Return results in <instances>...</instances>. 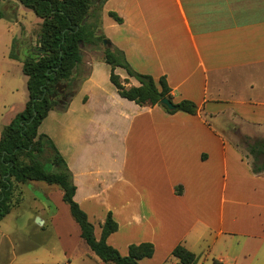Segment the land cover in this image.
Segmentation results:
<instances>
[{"label": "crops", "instance_id": "obj_1", "mask_svg": "<svg viewBox=\"0 0 264 264\" xmlns=\"http://www.w3.org/2000/svg\"><path fill=\"white\" fill-rule=\"evenodd\" d=\"M102 31L137 72L165 76L173 101L191 100L198 113L121 97L103 60L91 63L66 111L49 112L38 131L66 160L95 237L111 212L118 230L107 242L121 255L131 244L154 245L140 264H177L178 244L197 264H264V173L252 172L237 137L217 129L229 112L264 129V0H108ZM115 72L126 87L140 85L123 68ZM28 99L8 107L2 130ZM49 219L68 239L64 257L87 244L76 222L69 233ZM13 237L1 232L0 246ZM91 252L85 249L84 264H105Z\"/></svg>", "mask_w": 264, "mask_h": 264}, {"label": "trees", "instance_id": "obj_2", "mask_svg": "<svg viewBox=\"0 0 264 264\" xmlns=\"http://www.w3.org/2000/svg\"><path fill=\"white\" fill-rule=\"evenodd\" d=\"M42 19L37 45L21 59L22 71L28 77L29 99L25 108L7 124L0 136V221L15 206L14 195L19 184L40 181L57 185L63 192L71 215L81 229V237L105 264H140L155 252L152 243L131 244L123 256L108 244V237L118 230V224L109 212L102 225L100 239L95 237L94 225L87 213L75 201L76 186L73 174L51 138L39 133V127L51 110L66 111L75 97L81 82L75 84L79 66L83 62V49L87 46H104L103 61L110 65V80L119 95L140 106L163 107L168 113L183 111L198 113L191 100L173 101L171 88L165 76L137 72L127 61L122 50L103 44L102 11L108 0H17ZM2 0H0V3ZM109 16L116 22L123 19L115 12ZM2 15L0 14V18ZM18 58L16 55H11ZM123 68L139 86L126 87L116 72ZM163 98L171 100L175 109L161 104ZM233 144L242 149L254 174L264 173V136L252 138L239 134ZM177 264H197L199 257L183 244L172 251ZM214 264H222L214 261Z\"/></svg>", "mask_w": 264, "mask_h": 264}, {"label": "rangeland", "instance_id": "obj_3", "mask_svg": "<svg viewBox=\"0 0 264 264\" xmlns=\"http://www.w3.org/2000/svg\"><path fill=\"white\" fill-rule=\"evenodd\" d=\"M3 1L0 3V136L7 118L3 114L8 107L12 104L21 106L28 98L27 77L22 71L21 59L35 47L33 43H37L41 27L40 20L32 10L19 7L15 0ZM103 56L104 46L90 45L84 48L83 62L77 70L75 84L87 76L91 63L103 60ZM221 123L217 129L226 137H238L239 134L255 137L264 131L263 128L243 123L230 112ZM57 191L60 193L57 194ZM61 193L59 186L44 182L29 181L26 185H18L14 195L15 207L18 208L0 222V233L14 234L13 241L0 246V264H66L68 261L72 264H84L82 261L86 260L85 249L91 251L87 244L75 246L72 257H64L62 243L68 239L63 237L60 240L57 237L56 225L49 219V216H56L58 224H63V231L75 232L77 225ZM38 219L40 223H36Z\"/></svg>", "mask_w": 264, "mask_h": 264}, {"label": "water", "instance_id": "obj_4", "mask_svg": "<svg viewBox=\"0 0 264 264\" xmlns=\"http://www.w3.org/2000/svg\"><path fill=\"white\" fill-rule=\"evenodd\" d=\"M103 44L107 47H111V42L108 39H104ZM161 104L166 106L170 110H174L176 108L174 103L171 100H169L168 98H163L161 100ZM36 223H40L39 219Z\"/></svg>", "mask_w": 264, "mask_h": 264}]
</instances>
